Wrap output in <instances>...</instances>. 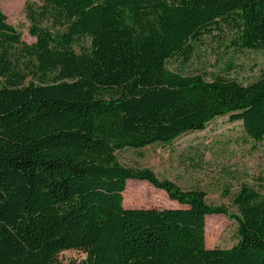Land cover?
Here are the masks:
<instances>
[{
  "label": "trees",
  "instance_id": "16d2710c",
  "mask_svg": "<svg viewBox=\"0 0 264 264\" xmlns=\"http://www.w3.org/2000/svg\"><path fill=\"white\" fill-rule=\"evenodd\" d=\"M24 14L32 43L0 9V264H59L64 250L83 252L72 264H264L261 184H240L231 211L117 155L221 116L264 138V75L167 66L223 27L231 49L264 50V0H41ZM130 179L177 206L124 207ZM211 214L236 223L232 246H205Z\"/></svg>",
  "mask_w": 264,
  "mask_h": 264
},
{
  "label": "rangeland",
  "instance_id": "374dc122",
  "mask_svg": "<svg viewBox=\"0 0 264 264\" xmlns=\"http://www.w3.org/2000/svg\"><path fill=\"white\" fill-rule=\"evenodd\" d=\"M26 2L41 0H0V9L7 21L21 31L22 39L32 43L35 38L28 32L30 22L24 14ZM232 35L228 27L203 34L194 44L189 60L172 58L167 66L182 74L202 73L207 78L219 73L244 84L264 75V50H233L229 47ZM117 155L122 164L150 168L159 177L171 179L182 188L199 187L206 191L209 203L224 204L231 211L234 207L230 195L240 184H261L264 191V138L251 139L240 121H230L227 116L215 118L203 130L182 134L168 146L151 144L141 149L127 148ZM226 188L229 194L225 193ZM123 197L127 208L177 206L163 190L141 180H128ZM205 217L206 247H230L237 241L233 220L222 214ZM83 256V252L77 250H64L57 260L59 264H72Z\"/></svg>",
  "mask_w": 264,
  "mask_h": 264
}]
</instances>
